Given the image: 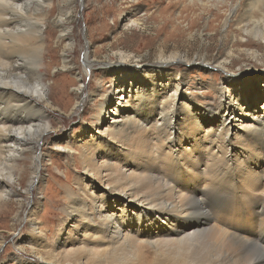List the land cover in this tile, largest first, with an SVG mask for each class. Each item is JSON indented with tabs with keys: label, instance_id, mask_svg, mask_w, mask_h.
<instances>
[{
	"label": "bare ground",
	"instance_id": "bare-ground-1",
	"mask_svg": "<svg viewBox=\"0 0 264 264\" xmlns=\"http://www.w3.org/2000/svg\"><path fill=\"white\" fill-rule=\"evenodd\" d=\"M85 1L0 0V215L20 196L12 181L21 177L24 158L34 159L39 168L37 145L53 127L46 73L53 55L49 42L60 43L69 70L80 43L70 16L78 4L84 9ZM130 1L132 11L120 14L122 30L142 25L141 2ZM186 1L182 13L191 6L219 8L231 0L179 3ZM231 3L228 30L252 34L250 23L236 15L243 5L250 13L259 4L264 7V0ZM56 11V30L50 32L48 21ZM253 23L260 27L259 21ZM256 28V37L264 41V30ZM255 46L264 48L250 41L241 48L255 56ZM87 50L83 55L89 60L93 52ZM123 56L119 66L107 70L112 79L108 93H87V84L82 90L86 99L99 98L100 106L92 125L67 142L68 156L77 148L82 155L83 174L76 189H70L66 219L50 231L30 210L31 235L21 238L13 227V246L26 243L36 257L16 254L14 264H264V247L246 238L264 237V229L251 231L257 224L264 228V70L237 74L224 58L210 66L171 57L188 68L223 71L214 89L202 82L195 87L199 92L209 87L217 95L213 104L203 106L189 93L187 74L169 73L167 61L145 70L128 65ZM146 100L155 103V115L146 110ZM83 105L79 98L74 114ZM39 175L36 170L31 188L40 183Z\"/></svg>",
	"mask_w": 264,
	"mask_h": 264
},
{
	"label": "rangeland",
	"instance_id": "rangeland-1",
	"mask_svg": "<svg viewBox=\"0 0 264 264\" xmlns=\"http://www.w3.org/2000/svg\"><path fill=\"white\" fill-rule=\"evenodd\" d=\"M128 1L131 2L130 0H86L84 9L79 4L73 7L70 21L80 43L76 47L74 65L69 70L63 65L60 43L56 39H51L49 42L53 55L56 56L52 55L47 59L50 64L46 72L47 85L50 88L47 93L49 94L48 101L52 104L50 113L53 127L46 135L47 138L41 139L37 145L40 159L42 160L44 156L43 162L39 159L36 163L39 168H36L34 159L24 158L25 165L20 171V173L23 172L21 177L17 175L12 181L20 196L14 198L8 204L7 210L0 215V241H4L0 248V256L3 257L0 264L4 262L14 264L13 257L16 254H21L27 259L36 257L31 246L25 245L26 243L20 247L13 246L17 233L21 234V238L31 235L32 229L28 223L30 210L37 212L39 224H43L46 230L57 231L59 222L66 219L65 210L69 201L70 189H76L77 177L83 174V157L77 147L73 157L68 156L69 153L66 150L69 143L67 142L71 136L79 139L82 130L92 125L100 106L99 98L86 99L82 90L87 84L90 86V89L86 88L87 93L100 89L102 93L106 91L108 93L112 89V79L106 75L107 70L121 64V54L124 58H129L125 60L128 65H140L145 70L162 59L167 61L169 73L177 71L187 74L190 82L189 93L195 97L199 105L203 106L216 101L217 95L215 92L212 93V89L220 84L223 71L215 68L205 71L204 68L198 66L188 68L184 62H171V57L178 56L185 58L191 64L197 61V63L200 62L199 64L205 63L210 66H213L216 60L224 58L227 60L225 65L229 67L230 72L237 74L252 69L264 70L263 47L255 46L258 54L255 56L252 52L241 48V45H245L247 41L264 45V41L256 37L257 31L254 32L255 27L264 30L263 5L259 4L254 7L251 13L248 6L241 7L236 20L249 22L252 34L238 36L235 33L236 28H232V32L228 30L232 10L231 2L234 0L219 8L209 6L208 10L190 5L191 7L184 13H182L183 7L189 1L179 3L180 0H136L141 2L140 19L143 20L140 22L141 28L122 30L120 14L123 16L132 11V3ZM58 16L59 11H56L50 18L48 31L55 32ZM254 21H259L260 27L255 26ZM242 36L245 38L243 41L240 38ZM234 43L238 44L232 47ZM88 46L93 52L89 60L86 59V55H83V49L86 48L87 53ZM146 72L143 71L144 75L141 74L143 78ZM81 75L83 77H80ZM200 82L212 89L207 87L199 92L195 87ZM257 92L259 96H262L261 91ZM204 93L208 94L204 95ZM251 97H254L253 94ZM79 98L84 105L80 114L76 115L74 109ZM261 103L263 105L264 101L262 100ZM112 104L107 106L106 111H109ZM145 104L149 105L146 110L155 115L157 112V108L154 107L155 103L146 100ZM253 109L255 107H252ZM139 114L142 113L139 112ZM36 170L40 173L39 177L41 176L40 183L31 188L30 181ZM30 191L32 193H29ZM72 224H75V220ZM76 226L80 225L76 224ZM13 227L18 229L17 233L14 232ZM262 229H264L262 224H257L256 229H251V231L255 233ZM238 232L240 234L243 230L240 231L238 228ZM49 235L51 239L54 238V233L49 232ZM246 238L264 247L263 236L261 239L260 235L253 234ZM204 257L209 259L208 255Z\"/></svg>",
	"mask_w": 264,
	"mask_h": 264
}]
</instances>
